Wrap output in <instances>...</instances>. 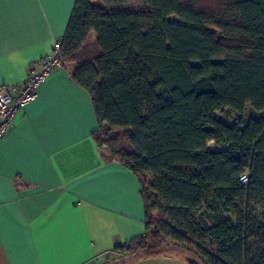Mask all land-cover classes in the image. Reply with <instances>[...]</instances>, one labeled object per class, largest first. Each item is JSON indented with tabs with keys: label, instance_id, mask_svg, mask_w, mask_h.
<instances>
[{
	"label": "trees",
	"instance_id": "obj_1",
	"mask_svg": "<svg viewBox=\"0 0 264 264\" xmlns=\"http://www.w3.org/2000/svg\"><path fill=\"white\" fill-rule=\"evenodd\" d=\"M204 1L77 0L62 57L98 145L143 185L145 232L116 250L170 240L189 264H264V0Z\"/></svg>",
	"mask_w": 264,
	"mask_h": 264
},
{
	"label": "crops",
	"instance_id": "obj_2",
	"mask_svg": "<svg viewBox=\"0 0 264 264\" xmlns=\"http://www.w3.org/2000/svg\"><path fill=\"white\" fill-rule=\"evenodd\" d=\"M77 0H0V86L65 35ZM55 71L0 141V264H106L144 234L143 185L98 145L89 91ZM131 264H189L157 254Z\"/></svg>",
	"mask_w": 264,
	"mask_h": 264
},
{
	"label": "built area",
	"instance_id": "obj_3",
	"mask_svg": "<svg viewBox=\"0 0 264 264\" xmlns=\"http://www.w3.org/2000/svg\"><path fill=\"white\" fill-rule=\"evenodd\" d=\"M62 40L55 42L52 52L32 64L26 80L18 86H0V141L6 136L9 126L14 123L18 114L37 98V87L55 71L66 68L67 63L62 57ZM216 115L224 117L223 111ZM249 173L240 177L242 184L249 181Z\"/></svg>",
	"mask_w": 264,
	"mask_h": 264
},
{
	"label": "rangeland",
	"instance_id": "obj_4",
	"mask_svg": "<svg viewBox=\"0 0 264 264\" xmlns=\"http://www.w3.org/2000/svg\"><path fill=\"white\" fill-rule=\"evenodd\" d=\"M201 5L203 7H205L206 9H213V10H219L217 9L220 5H221V0H206L204 2L201 3ZM138 5H135L134 7H137ZM133 6H128V8H132ZM171 20L174 21H180L179 18L175 15H171L170 16ZM90 41H94V37H90ZM67 63V62H66ZM67 66L73 68L72 64H68ZM255 112L251 107H247L245 113L243 114L244 118H248L252 115H254ZM223 115L225 117V119L229 120V118L234 119L237 116H239L238 114H236L235 112H232L230 110H226L223 111ZM209 146L211 148H216L217 146L211 142L209 144ZM151 196V193H150ZM203 217L206 218L208 220V222H212L211 221V217L208 213L203 212L202 213ZM156 217H158V215L155 214ZM151 244H153L152 242H150ZM157 251H159V254H169V255H174V256H179V257H184L185 254L190 255L191 257H193L194 259L196 258V256L194 255V253L192 252H188L187 250L182 249L181 247L177 246L175 242L167 240V241H163L160 243V249H158ZM188 252V253H187ZM122 258L121 260H112L109 261L106 264H131V262L133 263L134 261L141 259V257H144V253L137 248H131V246H129L128 248H126L124 251H122L121 253H119L118 258Z\"/></svg>",
	"mask_w": 264,
	"mask_h": 264
}]
</instances>
